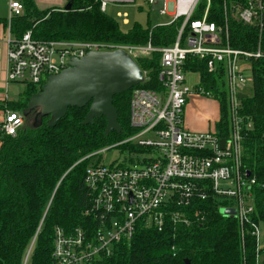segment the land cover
<instances>
[{"label":"built area","instance_id":"obj_1","mask_svg":"<svg viewBox=\"0 0 264 264\" xmlns=\"http://www.w3.org/2000/svg\"><path fill=\"white\" fill-rule=\"evenodd\" d=\"M7 20L23 14L20 1L7 0ZM106 12L110 4H134L136 0H96ZM171 19L180 21L170 46L107 44L86 40H37L31 31L20 37L8 36L6 83L32 84L41 88L48 76L68 66L72 57L88 52L121 49L135 61L160 54L159 88H134L129 100V126L133 133L91 152L84 182L91 204L85 211L97 219L91 232L76 228L69 233L55 228L49 264H92L102 255L132 237L138 224L163 231L170 226L203 223L214 207L224 217L242 225L254 211L255 176L243 168L242 141L251 121L242 113L244 86L252 83L251 61L264 59V0H222L224 22L208 21L211 0H145ZM194 15L199 18L192 19ZM257 29L252 51L230 45L227 19ZM188 56L204 60L208 72L221 74L226 110L225 136L215 129L193 132L184 125V111L192 95L214 99L200 84L198 72L185 69ZM142 82L148 79L142 70ZM188 74L197 76L194 83ZM246 95V94H245ZM218 97V94H217ZM21 111L4 109L0 131L14 136L24 125ZM223 138V148L219 140ZM123 147V150L121 149ZM119 148L126 159L103 165L98 157ZM220 201V203L215 202ZM234 210V214L221 210ZM258 238L257 225L252 232ZM258 242V240H257ZM32 243L23 258L27 264Z\"/></svg>","mask_w":264,"mask_h":264},{"label":"trees","instance_id":"obj_2","mask_svg":"<svg viewBox=\"0 0 264 264\" xmlns=\"http://www.w3.org/2000/svg\"><path fill=\"white\" fill-rule=\"evenodd\" d=\"M68 10L49 7L39 9L33 0H20L23 14L11 19L14 37L31 31L37 40H86L107 44L170 46L175 41L180 21L170 25L143 26L135 22L123 31L117 21L99 9L96 0H67ZM199 18L194 15L192 19ZM208 21L224 22L222 0H211ZM230 45L233 48L255 49L257 29L232 18L227 19ZM264 35V34H263ZM160 54L136 59L148 76L144 82L116 94V109L121 132L104 135L106 120L95 118L83 125L88 105L69 107L55 126L33 127V115L14 136L0 131V264H23L32 243L27 264H49L55 228L66 233L76 228L91 232L97 218L85 211L91 199L84 182L91 158L85 155L111 145L133 133L129 126V100L134 88H159ZM185 69L198 72L200 84L220 99L219 119L215 132L225 136L226 110L222 75L207 71L204 60L188 56ZM251 94L242 101V113L251 121L242 141V165L256 179L254 211L242 225L237 219L224 217L214 207L203 223L170 226L163 231L138 224L128 241L117 244L110 255H102L92 264H258L263 249L252 234L254 225L264 221V59L251 61ZM40 90L23 85L16 100H0V110L22 111L29 97ZM218 94V97H217ZM123 150V147L121 148ZM220 203V201H216ZM188 261V263H186Z\"/></svg>","mask_w":264,"mask_h":264},{"label":"water","instance_id":"obj_3","mask_svg":"<svg viewBox=\"0 0 264 264\" xmlns=\"http://www.w3.org/2000/svg\"><path fill=\"white\" fill-rule=\"evenodd\" d=\"M67 2L63 10H68ZM142 81V71L136 61L125 51L88 52L81 58L72 57L68 66L57 74L48 76L40 90L33 93L22 109L26 118L33 115V127L42 124L44 117H49L47 124L55 126L65 116L69 107L82 108L88 105L83 125L92 124L95 118L103 116L106 120L104 135L110 131L121 132L117 122L116 109L112 104L114 95L125 92ZM240 98L247 95L240 93ZM223 148L224 139L219 140ZM232 214L233 210H221ZM188 263V261H186Z\"/></svg>","mask_w":264,"mask_h":264},{"label":"rangeland","instance_id":"obj_4","mask_svg":"<svg viewBox=\"0 0 264 264\" xmlns=\"http://www.w3.org/2000/svg\"><path fill=\"white\" fill-rule=\"evenodd\" d=\"M66 0L62 3V7L66 5ZM106 13L113 17L119 27L126 31L132 27L135 22L143 26L147 25H160L167 23L171 17L167 15L161 14L157 9L153 8L151 5L146 3L145 0H136L134 4H120L114 3L110 4L106 7ZM187 80L189 83H194L197 80V76L194 74H188ZM7 94L9 99L16 100L21 96L22 91V84L18 82H10L7 86ZM251 84L248 83L244 86V92L247 96L251 94ZM211 106L200 100H193L186 109V116L187 112L188 115L190 113V117L192 119H196L198 121L204 120H211L215 117L216 113L210 111ZM215 108V106H214ZM213 115H209V113ZM129 154L125 151L120 150L119 148H111L98 157V161L103 165H109L115 163L117 161H121L126 159ZM234 211V210H233ZM234 214V212L232 213ZM257 232H258V242L264 245V221H261L257 225ZM258 264H264V248L259 252L258 257Z\"/></svg>","mask_w":264,"mask_h":264},{"label":"crops","instance_id":"obj_5","mask_svg":"<svg viewBox=\"0 0 264 264\" xmlns=\"http://www.w3.org/2000/svg\"><path fill=\"white\" fill-rule=\"evenodd\" d=\"M20 1V0H17ZM36 7L39 9H45L49 7H58V8H63L61 5L65 0H33ZM67 2V0H66ZM7 13H8V1L7 0H0V100H7L11 101L13 99L8 98V90L7 86L9 83H6V73H7V60H6V51H7V38L8 36H13V34L10 33V22L7 20ZM23 89V85H22ZM22 92V91H21ZM200 100L201 102H204L206 104H209L212 108H210V111L213 112L215 111L216 115L213 117L211 112L209 115H211L213 118L211 120H204V121H198L196 119H192L190 117V113L186 116V109L189 106V104L193 100ZM215 106V108H214ZM1 112L0 110V117H1ZM219 104L216 100L210 99V98H203L197 95H192L189 99L188 102L185 106V111H184V125L185 127L193 132H205L214 129L215 127V122L218 121L219 119ZM259 248H264V245L259 243Z\"/></svg>","mask_w":264,"mask_h":264}]
</instances>
